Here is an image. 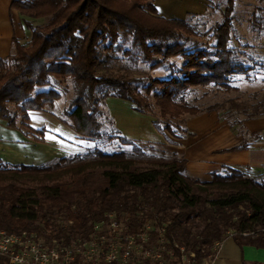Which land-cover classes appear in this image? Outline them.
I'll use <instances>...</instances> for the list:
<instances>
[{
	"label": "trees",
	"instance_id": "obj_1",
	"mask_svg": "<svg viewBox=\"0 0 264 264\" xmlns=\"http://www.w3.org/2000/svg\"><path fill=\"white\" fill-rule=\"evenodd\" d=\"M235 4L225 0L204 47L193 26L161 16L155 0H13L11 8L31 37L26 43L15 37L11 54L0 58V121L13 129L20 122L25 138L44 144L46 130L32 127L31 113L55 108L62 99L58 87L70 83L73 96L59 118L83 138L102 137V106L113 98L156 118L154 126L168 144L189 135L186 116L215 111L242 136L227 151L252 148L264 140V131L250 133L245 122L264 117V92L206 108L188 101L199 88L239 92L233 78H249L255 69L232 47ZM117 54L150 70L177 57L185 63L166 79H133L111 73ZM121 141L132 151L94 149L43 165L0 160V228L69 241L87 236L106 212L134 213L141 206L170 222L167 237L200 260L230 238L240 247L264 249V178L225 168L200 181L186 174L183 157L152 155L125 137Z\"/></svg>",
	"mask_w": 264,
	"mask_h": 264
},
{
	"label": "rangeland",
	"instance_id": "obj_2",
	"mask_svg": "<svg viewBox=\"0 0 264 264\" xmlns=\"http://www.w3.org/2000/svg\"><path fill=\"white\" fill-rule=\"evenodd\" d=\"M155 2L161 16L169 19H182L193 26L204 47L209 46L211 42L209 36H207L208 30L222 19L225 8V0H155ZM3 7V5H0V21L8 15V10ZM11 21L14 24L16 36L21 37L23 35L21 34L22 32L26 33V38L24 35L23 38H18L22 43H26L31 37L30 32L24 29L23 26L22 32L20 31L17 27V18L14 13L11 14ZM232 35V47L244 55L242 59L247 61L248 66H254V71L249 74V78L244 74L233 78L232 85L238 87L240 89L239 92H216L211 88H199L198 92L188 96V101L195 102L196 105L206 108L228 99L248 100L255 93L264 92V0H236ZM116 57L117 61L111 65L113 69L111 73L114 75L127 73L133 79H146L148 77L166 79L185 63L181 57H177L170 61V64L175 66L173 69L170 68L169 64L164 68L150 70L145 65L131 64L122 54H117ZM58 90L62 93V99L56 103L55 108H48L46 112L31 113L32 127L46 130V140L43 145L35 147L32 141L29 143L35 148L18 145L14 137L18 136V131L21 132L20 122L17 124V129L9 128L7 124L5 126L0 124V159L2 161L6 160L9 165H16L21 161L15 160V158L18 159L20 157L25 159L22 162L26 165H43L52 164L64 156L86 154L94 149L102 150L105 153L132 151V146L122 143L121 137L124 136L117 131L115 120L114 122L110 120L109 108L111 107L112 98H107L102 106V110L105 113V116L100 119L102 137L91 140L79 136L59 118L63 110L69 106V100L73 96V89L70 83H64L58 87ZM218 116L220 120L228 124L226 120L221 119L219 114ZM149 117L153 122L157 120L154 117ZM193 117L186 116L185 123ZM178 123L182 124L180 125L182 128L185 127L182 122ZM162 127H165L164 123ZM177 133L179 136H183L181 131ZM23 143L26 144L27 141ZM257 145L255 144L254 146ZM145 149L149 154H152L149 151L150 149L156 150L152 147H146Z\"/></svg>",
	"mask_w": 264,
	"mask_h": 264
},
{
	"label": "crops",
	"instance_id": "obj_3",
	"mask_svg": "<svg viewBox=\"0 0 264 264\" xmlns=\"http://www.w3.org/2000/svg\"><path fill=\"white\" fill-rule=\"evenodd\" d=\"M12 1L0 0V5L8 10V15L0 21V58H6L11 54L15 37L20 39L23 35L25 38L27 36L22 32L19 12L11 8ZM12 13L17 18V27L23 34L21 37L16 36L14 24L11 21ZM111 102L109 111L111 118L116 122L117 131L141 148H155V151L149 150L152 154L183 157L187 162L186 173L191 178L209 181L213 173L221 172L225 168L248 170L252 175L264 178V140L260 142L262 144L258 143L257 146L247 150L227 151L238 145L242 136L233 131L225 121L220 120L216 112H206L189 119L186 123L189 135H186L178 145H171L156 130L149 116L135 112L132 106L123 100L112 98ZM0 124L6 125L3 121H0ZM245 129L250 133L263 132L264 117L247 120ZM14 139L18 145L28 148L43 145L34 143V147L30 144L31 141L19 131ZM24 141L30 143L24 144ZM15 160L21 161L16 165H26L22 162L24 158L18 157ZM215 264H264V249L253 246L240 247L230 238L225 241Z\"/></svg>",
	"mask_w": 264,
	"mask_h": 264
},
{
	"label": "built area",
	"instance_id": "obj_4",
	"mask_svg": "<svg viewBox=\"0 0 264 264\" xmlns=\"http://www.w3.org/2000/svg\"><path fill=\"white\" fill-rule=\"evenodd\" d=\"M72 225V222L69 223ZM87 236L47 240L34 231L11 234L0 228V261L6 264H215L224 245L199 259L167 237L170 222L136 212L109 211Z\"/></svg>",
	"mask_w": 264,
	"mask_h": 264
}]
</instances>
